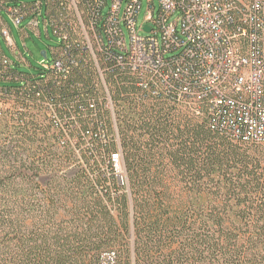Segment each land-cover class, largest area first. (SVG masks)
<instances>
[{"label": "trees", "instance_id": "obj_1", "mask_svg": "<svg viewBox=\"0 0 264 264\" xmlns=\"http://www.w3.org/2000/svg\"><path fill=\"white\" fill-rule=\"evenodd\" d=\"M103 4L0 0L5 42V12L60 41L37 76L0 43V264H121L118 247L135 264H264V144L185 93L174 62L134 74Z\"/></svg>", "mask_w": 264, "mask_h": 264}, {"label": "built area", "instance_id": "obj_2", "mask_svg": "<svg viewBox=\"0 0 264 264\" xmlns=\"http://www.w3.org/2000/svg\"><path fill=\"white\" fill-rule=\"evenodd\" d=\"M99 1L107 7L108 42L122 47L119 57L134 74L174 62L185 93L222 111L234 135L264 144V0H159L158 11L148 0L141 23L142 0ZM2 35L18 48L9 29ZM111 160L118 179H126L120 155Z\"/></svg>", "mask_w": 264, "mask_h": 264}, {"label": "rangeland", "instance_id": "obj_3", "mask_svg": "<svg viewBox=\"0 0 264 264\" xmlns=\"http://www.w3.org/2000/svg\"><path fill=\"white\" fill-rule=\"evenodd\" d=\"M154 4L159 9V0H153ZM148 0H142V11L139 17V23L142 22L144 16L147 14L148 10ZM4 16L8 21L12 37L14 42L18 46L10 48L7 46L6 42L2 37H0L1 47L5 55L14 63H18L16 67L21 73L37 76L40 73L41 62L44 60L48 64L53 61L52 50L59 46V38L54 34L52 28H49V34L46 33L45 24L42 19H40L39 28L41 31V36L39 35V29L36 26V22L30 24V19H27L22 23L21 29L12 21L10 16L5 12ZM127 39L129 40V34L126 32ZM145 36L146 33H141ZM26 45V48L25 46ZM20 50V51H19ZM43 51H47L48 57L45 59L41 55ZM15 53H20L19 57ZM22 53V54H21ZM133 249V248H132ZM120 255L121 264H135L134 256L131 253V257L127 252L125 247H118L116 249Z\"/></svg>", "mask_w": 264, "mask_h": 264}, {"label": "water", "instance_id": "obj_4", "mask_svg": "<svg viewBox=\"0 0 264 264\" xmlns=\"http://www.w3.org/2000/svg\"><path fill=\"white\" fill-rule=\"evenodd\" d=\"M145 30H146L147 32H149V31H150V27L147 26V27L145 28ZM42 55H43V57H46V51H43V52H42Z\"/></svg>", "mask_w": 264, "mask_h": 264}]
</instances>
